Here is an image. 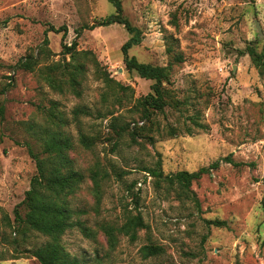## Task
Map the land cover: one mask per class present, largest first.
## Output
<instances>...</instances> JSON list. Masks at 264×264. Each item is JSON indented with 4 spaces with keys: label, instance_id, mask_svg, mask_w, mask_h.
Here are the masks:
<instances>
[{
    "label": "rangeland",
    "instance_id": "374dc122",
    "mask_svg": "<svg viewBox=\"0 0 264 264\" xmlns=\"http://www.w3.org/2000/svg\"><path fill=\"white\" fill-rule=\"evenodd\" d=\"M122 4L124 15L143 33L130 55L167 65L168 43H176L175 50L184 55L164 83L168 106L150 120L141 117L138 100L151 91L152 80L126 67L121 47L130 33L125 25L82 29L114 13L113 2L0 0V264H41L24 250L48 237L30 231L16 245L19 234L10 222L16 225L15 208L36 173L29 148L41 151L40 129L53 125L43 110L53 105L69 120L62 131L74 142L70 155L76 167L86 174L71 200L74 208L85 210L79 218L93 236L74 227L62 237L82 264H264V76L248 53L249 45L264 48V0ZM52 27H66V34ZM74 41L123 87L109 88L92 63L81 79L80 96L67 84L61 91L45 81L39 68L72 61L63 53V43ZM29 55L40 57L34 71L17 66ZM83 106L90 114L75 118ZM113 117L130 128L142 122L136 140L128 130L116 136ZM172 127L178 129L176 135ZM82 133L101 138L88 149L80 143ZM216 162L218 167L192 183L199 205L181 199L145 170L160 163L164 174L193 172ZM96 169L101 176L109 173L102 180L99 204L90 176ZM138 211L149 227L136 240L119 235L117 247L110 249L99 223L118 225L128 212ZM216 219L227 224L209 222ZM151 243L162 245L164 252L144 257L141 249Z\"/></svg>",
    "mask_w": 264,
    "mask_h": 264
},
{
    "label": "trees",
    "instance_id": "16d2710c",
    "mask_svg": "<svg viewBox=\"0 0 264 264\" xmlns=\"http://www.w3.org/2000/svg\"><path fill=\"white\" fill-rule=\"evenodd\" d=\"M110 1L115 5V12L98 19L91 25H84L82 29H92L96 26H108L115 23L125 25L130 33V37L121 47L126 67L129 71H135L141 77L152 80L151 91L138 100L141 117L143 120H150L153 114L163 112L168 106L170 93L164 83H168L173 66L184 61V55L175 50L176 43H168L169 63L167 65L142 62L135 55H130V50L142 42V30L133 25L124 15L122 0ZM51 30L56 32L63 30L64 34H66L67 28L55 29V27H52ZM79 32L80 29L77 31V36ZM48 43V39H45L44 45L48 46ZM63 53L65 55L70 54L72 61L63 62L61 60L53 65L39 68L41 77L53 88L64 91L65 84H67L76 95L80 96L81 79L87 72L89 63L94 64L96 75L105 80L109 88L123 87L110 77L107 71L100 68V62L91 52L79 51L76 41L72 45L63 43ZM248 53L253 64L264 76V48L258 51L256 45H249ZM39 62L40 57L29 55L25 60H21L17 66L25 70L34 71L40 64ZM59 75H62L61 78H59ZM43 111L48 121L53 125L43 126L40 129L42 146L40 152H35L32 148H29L30 154L36 162V173L31 179L30 188L26 191L24 199L15 208L16 225L10 222V227L19 234L14 243L16 245L19 244V236L26 240L28 232L35 231L48 237V239L39 246L25 249L24 252L26 253L23 252L24 254L36 257L41 264H82V261L77 256L67 251L62 243V237L74 227H79L88 237L93 236V231L87 226L86 221L79 218L80 214L84 213L85 210L74 208L71 200L72 196L85 182L86 174L76 167L75 161L70 155V151L75 148L74 142L70 136L62 131L63 126L67 125L69 120L58 111L56 105ZM74 113L75 118H78L81 114H90V111L83 106L78 107ZM108 114L112 115L113 113L109 112ZM0 115L4 116L3 105L0 106ZM117 120V117H113L110 124L116 136H121L122 133L128 130L132 139L136 140L137 133L143 128L140 125L142 122L132 123L134 127L130 128V123H127L126 126H121L116 122ZM188 132H191V130ZM177 133L178 129L172 127L171 134L176 135ZM100 138V134L88 135L82 133L80 143L85 148L90 149ZM218 165L219 163L216 162L213 165L203 166L193 172L180 170L175 173L164 174L160 163H158V166L145 167V170L153 175L159 184L164 182L169 188L176 191L181 199H188L198 204L199 200L192 189L193 181L210 172L211 168L218 167ZM90 176L93 179V192L99 204L103 192L102 180L109 177V173L104 172L101 176V170L96 169L91 171ZM209 222L216 226H225L227 224L225 220L220 219ZM148 227L149 225L146 223L141 211L137 213L128 212L125 220L118 225L109 222L99 223V228L106 235L110 249L117 247L119 235H127L131 240H136L139 231ZM141 250L144 257H150L163 253L164 247L151 243L144 245Z\"/></svg>",
    "mask_w": 264,
    "mask_h": 264
},
{
    "label": "water",
    "instance_id": "95a60500",
    "mask_svg": "<svg viewBox=\"0 0 264 264\" xmlns=\"http://www.w3.org/2000/svg\"><path fill=\"white\" fill-rule=\"evenodd\" d=\"M257 27L260 29V24H259V22H257Z\"/></svg>",
    "mask_w": 264,
    "mask_h": 264
}]
</instances>
